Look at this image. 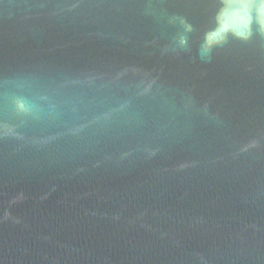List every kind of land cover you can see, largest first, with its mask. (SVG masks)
Wrapping results in <instances>:
<instances>
[{
	"label": "water",
	"instance_id": "water-1",
	"mask_svg": "<svg viewBox=\"0 0 264 264\" xmlns=\"http://www.w3.org/2000/svg\"><path fill=\"white\" fill-rule=\"evenodd\" d=\"M0 264H264V0H0Z\"/></svg>",
	"mask_w": 264,
	"mask_h": 264
},
{
	"label": "clouds",
	"instance_id": "clouds-1",
	"mask_svg": "<svg viewBox=\"0 0 264 264\" xmlns=\"http://www.w3.org/2000/svg\"><path fill=\"white\" fill-rule=\"evenodd\" d=\"M190 30V29H189ZM222 38H213V39H209L207 36L205 37V42L204 44L202 45V48H201V56L202 57H205L209 54L210 50H211V47L216 44V43H219L221 42ZM187 43V40L186 38H181L180 40V44L181 45H185Z\"/></svg>",
	"mask_w": 264,
	"mask_h": 264
}]
</instances>
